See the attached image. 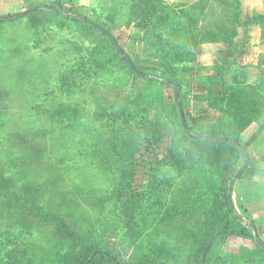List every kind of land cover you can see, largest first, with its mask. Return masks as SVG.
Listing matches in <instances>:
<instances>
[{
    "label": "rangeland",
    "instance_id": "1",
    "mask_svg": "<svg viewBox=\"0 0 264 264\" xmlns=\"http://www.w3.org/2000/svg\"><path fill=\"white\" fill-rule=\"evenodd\" d=\"M25 1L0 0V15H17L25 12L21 11L26 5ZM148 1L156 6L158 13L167 16L172 5L173 7L179 4L188 5L197 0H72L81 16L99 17L100 21L109 23L112 28L111 35L118 41L119 46L126 55L131 56L141 66H151L154 63L150 56L152 52L144 42L139 41L143 33L133 23L129 26L111 24V20L107 19L106 15L122 14L125 18L129 11L133 17H136L135 9L144 11ZM239 1L242 26L237 27L230 20L227 24L229 29L233 28L236 31L234 49L237 54L234 65H229L232 61V51L225 44L209 43L200 39V42H197L193 38L183 37L175 32L174 25L179 24L172 23L171 19L170 26L162 27L166 30L170 27L174 31L172 35L167 32L170 30L163 32L171 40L177 56L176 77L180 86L178 95L188 103L186 114L198 118L201 122H210L217 118L216 114L202 107V104L193 98L195 95L206 93L205 86L208 85L210 77H220L225 67H228V72L223 80L228 85L254 84L260 82V76L264 75V19L259 24L244 27L249 17L264 15V0ZM214 6L208 10L205 24L207 27L209 22H227L225 10L217 4ZM180 27L185 30L184 25ZM30 28L28 23L21 22L0 29V134H3L5 143L10 142L6 151L0 150V161L3 158L11 160L7 166L0 163V176L6 168L8 169L6 176L14 173L20 178L26 176V180L31 181L26 186L28 189L25 190L28 192L26 196L32 200L34 207L40 205L41 209L28 207L18 211V206L13 200L11 202L14 204L8 210L0 204V264H65L69 257L81 248L82 243H93L104 247L124 260H137L143 254H148L155 262L167 263L179 260L181 256L189 253L191 245L198 244V236L196 238L192 236V229L197 230L198 226L201 227L214 220V215L205 203L192 206L186 199L191 197V188L202 182L201 177L206 172L204 168H197L198 171L194 172H189L190 168L185 171L163 169L159 172L160 175L154 178L156 194L145 192L146 196L143 198L140 194L152 189L147 183L150 174H146L147 170L143 166L154 165L156 158L152 154L149 157L146 155L140 164L141 172L137 174L135 180L130 184L121 182L122 177L115 168L116 164L106 156L112 143V138L106 131L94 137L71 131V138L67 139L69 133L56 127L54 129L56 135L45 141L33 143L22 138L20 146H14L17 143V132L22 129L21 126L26 119V113L39 110L41 114L43 111L49 114L47 110L48 105H51V99L64 98L65 101L70 99L68 93L63 95L57 93L55 83L58 76L53 74L52 70L48 73L49 80L45 83L44 90L34 85L36 81L40 82L45 77L36 81L26 79L18 82L17 71L12 68L16 66L13 64L12 54L20 53L22 58H25L26 53L32 56L36 54L37 59L30 67L44 65L59 69V76L70 78L67 86L74 81L68 75L70 51L65 39L69 37L66 35L55 39L44 35L37 37L32 34ZM212 31L216 32L215 28ZM82 38L91 41L92 31ZM29 73L34 77L38 76L33 69ZM19 83L23 87L19 86ZM135 83L139 85L140 82L130 79L131 88L135 89ZM37 85L41 86L39 83ZM118 86L115 75L110 77L108 84L92 81L88 87L92 88L90 91L92 95L89 90L81 95L85 102L79 104L77 101L75 114L80 117L76 116L74 121L78 120L79 123V119L89 116L92 110L98 107L108 108L109 104L119 100L126 94V89L118 90ZM214 89L220 90V86H214ZM50 91L57 95H49ZM166 93L170 94V90L167 89ZM40 95H47L48 100L41 104L38 99ZM43 104L45 107L42 108ZM81 107L85 108L84 116L79 114ZM86 122L95 126L92 122L90 124L89 121ZM256 128V125H252L244 133V147L253 153V143H250L253 139H250ZM260 141L261 145L258 148L261 150L263 142ZM78 142L83 144H77ZM167 144L168 138H164V143L154 153L158 159L162 157L161 153ZM78 150L83 154H78ZM262 153L264 155L261 150L259 154ZM100 157L105 160H101L98 164L103 163L100 165L105 164L106 168L110 167L111 170L108 168L105 172L108 181L105 184H96L93 188L95 181L89 179L87 174H97L98 171L96 167L93 171L85 169L89 167L83 162L89 158L101 159ZM15 160L20 164L19 169L16 170L11 167ZM62 161L68 162L66 167L64 163L61 164ZM71 164L76 170L69 172ZM78 166L86 172H80ZM249 180L243 178L240 183L245 187L242 198L250 204L256 198L255 194L248 190L255 185ZM85 181L90 183H84ZM7 183L14 186L10 191L24 192L19 180L7 178ZM113 184L117 186L114 197L103 203H96V199L101 201L109 194L108 191H103L105 187H109L110 191L115 188ZM237 194H239L238 189ZM137 198L139 200L133 201ZM159 199L161 201H158ZM144 200L147 203L145 206ZM114 201L116 203L112 204ZM246 208L245 211L243 210V215L247 218H251L252 212L261 215L260 209L255 208L254 205ZM46 217L49 218L48 221ZM261 217L263 218V215ZM234 264L247 263L238 258Z\"/></svg>",
    "mask_w": 264,
    "mask_h": 264
},
{
    "label": "trees",
    "instance_id": "2",
    "mask_svg": "<svg viewBox=\"0 0 264 264\" xmlns=\"http://www.w3.org/2000/svg\"><path fill=\"white\" fill-rule=\"evenodd\" d=\"M71 2L72 0H53L52 2L49 0H26L24 2L26 5L21 11L31 9L30 13L0 15V29L8 27V25L26 22L31 27L32 34L34 33L37 37L43 35L54 37V39L61 35L69 37V39H65L70 51L68 52L70 53L68 75L74 80L67 86V81L70 78L59 76V69L48 68L44 65L43 67L40 65L30 67L37 59L36 54L32 56L26 53L25 58H22L20 53L12 54L13 64L16 65L12 68L17 71L18 82L19 80L26 81V79L36 81L45 77L40 82L36 81L34 85L44 90L45 83L49 80L48 73L52 70V73L58 76L55 83L57 93L61 95L68 93L70 99V101H65L64 98L51 99V105H48L49 109L47 110L49 114L44 111L41 114L39 110H35L36 112L31 110L28 114L26 113L22 129L17 132L16 142L19 144L16 143L14 146H20L22 138L33 143L45 141L56 135L54 130L56 127L69 133L67 139L71 138V131L81 132L83 135H88L87 137L98 136L102 131H106L112 138L106 156L116 164L115 168L122 177L121 182L130 184L135 180L137 174L141 172L139 171L140 164L146 155L149 157L152 154L156 158L154 165L143 166L147 170L146 174H150L147 183L149 187H152L140 194L143 198L147 192L156 194L154 178L158 177L159 172L163 169L185 171L190 168L189 172H194L198 171L197 168H204L206 172L201 177L202 182L191 188V197L186 199L187 203L192 206L205 203L214 215V220L201 227L198 226L197 230L192 229V236L195 238L198 236V244L191 245L189 253L176 261L155 262L148 254H143L137 260H124L104 247L93 243H82L81 248L75 251L65 264H234L238 258L247 264H264V250L253 240V233H257L255 224L245 223L246 220H243L237 213L232 199L236 181L256 176L259 165L264 162L263 153L254 157L244 147V133L252 125L257 126L254 134L261 135L264 132V75L260 76V82L254 84L234 83L228 85L223 80L228 72V67H225L222 69L220 77H210L208 85L205 86L206 93L195 95L193 98L202 104V107L216 114L217 118L214 121L201 122L198 118L186 114L188 103L181 96L178 101L175 100L171 84L176 85L180 90L176 77L177 56L171 45V40L163 32L170 30L167 32L172 35L174 31L170 27L167 30L162 29L167 25L170 26L171 19L172 23L179 24L174 25V30L183 37L193 38L197 42L202 40L209 43L225 44L232 51V61L229 65H234L237 54L234 49L236 31L233 28L229 29L227 24L230 20L237 27L242 26L240 1L197 0L188 5L179 4L174 7L172 5L167 16H162L164 13H158L156 6L148 1L144 11L135 9L136 17H133L129 11L125 18L122 14L109 13L106 15L107 19L111 20V24L119 23L129 26L133 23L143 33L139 41L144 42L152 52L150 56L154 62L153 65L141 66L128 54L127 57L139 71L151 77H142L131 71L110 40L89 23L81 21L85 17L80 15ZM215 4L225 10L227 22H209L207 27L205 24L208 10H211L212 6L215 7ZM52 9L66 12L67 15L57 14ZM85 19L98 24L112 34L109 23L100 21L99 17ZM263 19L264 15H253L247 19L244 27L259 24ZM180 25H184L185 30ZM214 28L216 32L212 31ZM91 31L92 40H84L82 37ZM60 44L66 43L60 42ZM12 68L10 70L13 73ZM31 69L38 73L37 77L29 73ZM112 75L117 78L118 90L125 88L126 94L109 104L108 108L98 107L92 110L89 116L79 119V123L78 120L74 121V118L79 116L75 114L77 101L79 104L85 102L81 95L88 90L91 91L92 88H88L90 83L95 80L108 84ZM132 78L133 81L140 82L139 85L135 83V89L130 87ZM38 83L41 84L40 87L37 85ZM19 86L23 87L21 83ZM214 86H220V90H215ZM167 89L170 90V94L166 93ZM48 93L51 96L57 95L53 91ZM90 94L92 95V92ZM38 99L41 104L48 100L47 95H40ZM178 105L182 107L185 124L193 135L225 137L228 140L236 141L245 148L248 157L243 158L236 147L226 143L206 139H189L181 126ZM43 107H45L44 104ZM84 111L85 108L81 107L79 114L84 116ZM86 121H89V124L90 122L94 123L95 126L88 125ZM37 123L39 124L37 125ZM2 136L3 134H0V150L6 151L10 142L5 143V138ZM164 138H168V144L161 153L162 157L158 159L154 153L164 143ZM77 144L82 145L83 143L78 142ZM80 153L83 154L81 150H78V154ZM95 154L98 155L96 152ZM101 160H105V158L97 160L89 158L83 162L89 167L85 169L93 171L96 167L98 171L97 174H87L89 179L95 181L93 188L96 187V184H105L108 181L105 172L111 169L110 167L106 168L105 164L100 165L103 163L98 164ZM8 162L11 160L7 158L0 161L1 165L6 166ZM63 163L65 167L68 164L67 161H62L61 164ZM19 165L15 160L11 167L16 170L19 169ZM77 169L80 172H86L79 166ZM74 170L76 167H72L71 164L69 172ZM7 173L8 169L6 168L0 176V204L4 206L3 208L8 210L14 204L11 202L12 200L16 202L18 211L34 207L32 200L26 196L28 192H25V190L28 191L26 186L31 181L26 180V176L20 178L16 173L6 176ZM103 177L104 179H102ZM7 178L19 180L23 185L24 192L10 191L14 186L8 185ZM84 183L89 184L90 181ZM108 185L110 186V184ZM116 190V185L111 191L109 187H105L103 191H108L109 194L101 201L96 199V203H103V201L113 198ZM140 196L139 198H141ZM139 198L133 199V201L139 200ZM116 201L112 204H115ZM143 204L144 206L147 204L145 200ZM158 204L160 203L158 202ZM34 208L41 209V206ZM46 220L48 221L49 218L46 217ZM262 242L264 243L263 240Z\"/></svg>",
    "mask_w": 264,
    "mask_h": 264
},
{
    "label": "crops",
    "instance_id": "3",
    "mask_svg": "<svg viewBox=\"0 0 264 264\" xmlns=\"http://www.w3.org/2000/svg\"><path fill=\"white\" fill-rule=\"evenodd\" d=\"M253 143V152H250L252 156L255 157V155L259 156V153L261 152V150L264 152V132L261 135H257V134H253L251 139ZM263 142L262 146L263 149H259L258 146L261 145V141ZM249 141V139H248ZM256 152V153H255ZM246 179H250V182H254L255 185L252 186L251 188H248L249 191H251L250 193L255 194V200L252 201V203H248L245 202L242 198V196L245 193V187L243 185H241L240 181L238 180L236 181V183L234 184L233 187V203L234 206L237 210V213L240 214V216L242 217V219L248 221L249 223H254L255 227H256V231L257 234L259 236V238H261L264 241V162H262V164L259 165V171L258 174L256 176H252L251 178L248 177ZM237 189L239 191V194H237ZM238 197H239V201H238ZM254 205L255 208H259L260 209V213L261 215H263V218L261 217V215L257 214L256 212H252L251 218H247L243 215V210L245 211V209H247L246 207Z\"/></svg>",
    "mask_w": 264,
    "mask_h": 264
},
{
    "label": "water",
    "instance_id": "4",
    "mask_svg": "<svg viewBox=\"0 0 264 264\" xmlns=\"http://www.w3.org/2000/svg\"><path fill=\"white\" fill-rule=\"evenodd\" d=\"M32 10L29 9L23 13H21L20 15H25L30 13ZM53 12L60 14V15H67L66 12L63 11H58L55 9H52ZM82 22H86L89 23L90 25H92L95 29L99 30L102 34H104L112 43V45L115 47V49L121 54L123 60L125 61L126 65L129 67V69L131 71H133L135 74L140 75L142 77H151L145 73H142L141 71H139L129 60V58L127 57L126 53L124 52V50L119 46V44L117 43V41L114 39V37L104 28L100 27L98 24H95L91 21H88L86 19H81ZM171 87L173 88L174 91V97L175 100L178 101L179 100V95H178V87L176 85L171 84ZM178 111H179V115H180V122H181V126L183 129L184 134L191 140H202V139H206V140H212V141H219L222 143H226L228 145H231L233 147H236L243 158H247V152L246 150L236 141H232V140H228L225 137H214V136H210V135H202V136H197V135H193L189 129L187 128L186 124H185V120H184V116H183V110L182 107L180 105H178ZM246 224H248V221H245ZM253 240L256 242V244L261 247L264 250V243L262 242V240L259 238V236L257 235L256 232L253 233Z\"/></svg>",
    "mask_w": 264,
    "mask_h": 264
}]
</instances>
